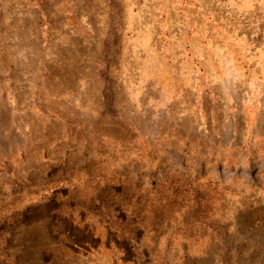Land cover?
Wrapping results in <instances>:
<instances>
[{
	"label": "rangeland",
	"instance_id": "obj_1",
	"mask_svg": "<svg viewBox=\"0 0 264 264\" xmlns=\"http://www.w3.org/2000/svg\"><path fill=\"white\" fill-rule=\"evenodd\" d=\"M0 264H264V0H0Z\"/></svg>",
	"mask_w": 264,
	"mask_h": 264
}]
</instances>
